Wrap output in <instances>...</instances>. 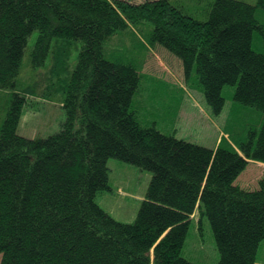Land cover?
<instances>
[{
  "label": "trees",
  "instance_id": "trees-1",
  "mask_svg": "<svg viewBox=\"0 0 264 264\" xmlns=\"http://www.w3.org/2000/svg\"><path fill=\"white\" fill-rule=\"evenodd\" d=\"M257 9L264 0H209L198 19L170 0H0V90L9 91L0 124V264H194L182 249L195 209L210 224L215 264H255L264 241V177L256 190L235 181L249 161L264 164V115L244 140L229 136L213 149L165 135L140 122L129 103L138 70L122 57L107 60L105 44L137 29L147 50L179 60L186 79L195 68L214 114L224 86H235L237 104L262 113L264 52L252 47L254 32L264 34ZM33 31L31 67L51 63V84L66 78L60 44L81 47L66 79L60 130L31 139L17 129L37 89L18 81ZM110 158L151 172L132 223L96 202L110 190Z\"/></svg>",
  "mask_w": 264,
  "mask_h": 264
},
{
  "label": "rangeland",
  "instance_id": "rangeland-1",
  "mask_svg": "<svg viewBox=\"0 0 264 264\" xmlns=\"http://www.w3.org/2000/svg\"><path fill=\"white\" fill-rule=\"evenodd\" d=\"M170 1L181 5L185 12L195 18H206L209 0ZM244 1L256 3V0ZM255 17L264 26V10L257 9ZM37 35L38 32L33 31L28 37L18 80L25 87H32L34 82L37 84L34 96L28 97L23 107L17 129L19 135L31 139L46 138L60 130L65 119L62 102L66 79L76 65L81 47L77 41L60 44L68 55L67 67L61 77L66 78L54 79L51 84V63L37 71L31 67L30 53ZM143 40L146 37L141 32L128 28L105 44L107 60L113 56L122 57L138 70L134 72L136 81L129 103L132 100L131 108L143 125L154 126L165 135L211 149L223 138L229 140L230 136L232 141L237 142L244 140L250 130L260 128L264 112L237 104L233 99L235 86L223 87L224 105L220 113L214 114L205 101L195 68L190 78L186 79L179 64L175 63L179 61L176 57L158 47L147 50ZM252 47L264 52V34L254 32ZM7 93L9 91L0 90V124L5 116ZM247 165L246 171L236 182L241 188L256 190L264 177V167L258 162ZM107 168L110 190L99 192L96 202L117 221L132 223L145 198L151 172L114 158L107 161ZM182 256L194 264H215L219 261L220 255L210 224L205 216L200 215L199 209H195L190 219ZM256 258L264 262V241L259 246Z\"/></svg>",
  "mask_w": 264,
  "mask_h": 264
},
{
  "label": "crops",
  "instance_id": "crops-1",
  "mask_svg": "<svg viewBox=\"0 0 264 264\" xmlns=\"http://www.w3.org/2000/svg\"><path fill=\"white\" fill-rule=\"evenodd\" d=\"M249 165L250 164H254V161H249V163H248ZM258 164H260V165H262L263 167H264V164L263 163H259L258 162ZM248 166V165H247ZM246 169H247V167H246ZM246 169L242 172V173H244L245 171H246ZM242 173L239 175V177L237 178L238 180L240 179V176L242 175ZM242 181H244V180H242ZM246 181H244V183H245ZM235 184H237V182L235 181ZM238 185V184H237ZM118 189H120V188H118ZM244 189V188H243ZM121 190V189H120ZM258 250H259V248H258ZM256 257H257V255H256ZM256 262H255V264H264V262H261V261H259V260H257V258H256V260H255Z\"/></svg>",
  "mask_w": 264,
  "mask_h": 264
}]
</instances>
